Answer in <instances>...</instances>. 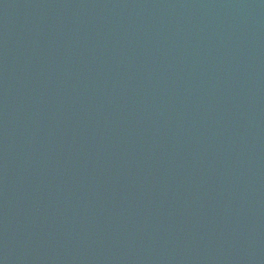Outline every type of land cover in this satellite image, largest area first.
<instances>
[{
  "label": "water",
  "instance_id": "water-1",
  "mask_svg": "<svg viewBox=\"0 0 264 264\" xmlns=\"http://www.w3.org/2000/svg\"><path fill=\"white\" fill-rule=\"evenodd\" d=\"M0 264H264V0H0Z\"/></svg>",
  "mask_w": 264,
  "mask_h": 264
}]
</instances>
